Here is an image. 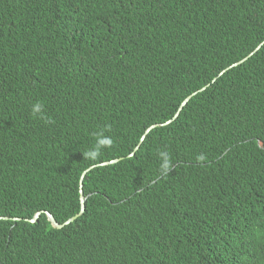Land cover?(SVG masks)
Returning a JSON list of instances; mask_svg holds the SVG:
<instances>
[{
    "label": "trees",
    "instance_id": "1",
    "mask_svg": "<svg viewBox=\"0 0 264 264\" xmlns=\"http://www.w3.org/2000/svg\"><path fill=\"white\" fill-rule=\"evenodd\" d=\"M263 42L264 0H0V264L224 254L196 239L264 197Z\"/></svg>",
    "mask_w": 264,
    "mask_h": 264
},
{
    "label": "clouds",
    "instance_id": "2",
    "mask_svg": "<svg viewBox=\"0 0 264 264\" xmlns=\"http://www.w3.org/2000/svg\"><path fill=\"white\" fill-rule=\"evenodd\" d=\"M263 44L264 42L258 45V47L250 53L248 57L244 58V61L253 56V54L263 46ZM166 46L170 49V37L167 40ZM187 102L188 100L186 99L183 105ZM30 112L34 118L45 120L48 123L52 122L50 118L45 117L44 104L40 101H36L31 105ZM109 130V126L106 125L95 134V145L86 153L89 158H97L101 153V149L109 148L112 145V138L104 134ZM132 156L133 154L129 155V157ZM158 156L161 161L160 171L162 174H167V172L171 170L170 156L166 151H160ZM198 159L202 160L204 157L200 156ZM81 194L83 199L86 201L82 190H80V202ZM84 211L85 202L83 207L81 203L80 212L74 217H71L65 225L74 222L81 214L84 213ZM36 214L40 216V213ZM45 214L47 216L50 213L46 212ZM50 215L52 216V214ZM38 218L36 220L33 218L29 220V222L36 223ZM225 218L228 219V222L225 225L215 222L211 228L201 231L197 236L198 238L196 240L213 241L215 245L223 244L226 248L224 254L219 255L217 259L213 260L209 264H228L231 262L232 264H264V197H256L255 201L236 205L228 213H226ZM50 224L56 229L63 227L58 223L57 225L61 226L60 228H57L51 222ZM203 259L204 257H202V260Z\"/></svg>",
    "mask_w": 264,
    "mask_h": 264
},
{
    "label": "water",
    "instance_id": "3",
    "mask_svg": "<svg viewBox=\"0 0 264 264\" xmlns=\"http://www.w3.org/2000/svg\"><path fill=\"white\" fill-rule=\"evenodd\" d=\"M151 129H152V128H151ZM84 202H85V200L83 199L82 194H81V203H82V207L84 206ZM47 216H48L49 221H50L54 226H56L57 228H60V227H61V226L57 225L56 221L54 220V218H53L50 214H48ZM38 217H39V215L36 214V216L34 217V218H35L34 220H36Z\"/></svg>",
    "mask_w": 264,
    "mask_h": 264
}]
</instances>
